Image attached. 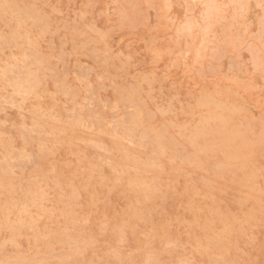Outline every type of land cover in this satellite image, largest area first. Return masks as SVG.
Masks as SVG:
<instances>
[{
	"label": "rangeland",
	"instance_id": "374dc122",
	"mask_svg": "<svg viewBox=\"0 0 264 264\" xmlns=\"http://www.w3.org/2000/svg\"><path fill=\"white\" fill-rule=\"evenodd\" d=\"M0 264H264V0H0Z\"/></svg>",
	"mask_w": 264,
	"mask_h": 264
},
{
	"label": "bare ground",
	"instance_id": "6f19581e",
	"mask_svg": "<svg viewBox=\"0 0 264 264\" xmlns=\"http://www.w3.org/2000/svg\"><path fill=\"white\" fill-rule=\"evenodd\" d=\"M26 94V93H25ZM32 94V93H31Z\"/></svg>",
	"mask_w": 264,
	"mask_h": 264
}]
</instances>
